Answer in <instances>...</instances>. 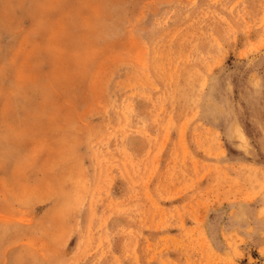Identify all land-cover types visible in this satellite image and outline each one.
Wrapping results in <instances>:
<instances>
[{"label":"rangeland","instance_id":"1","mask_svg":"<svg viewBox=\"0 0 264 264\" xmlns=\"http://www.w3.org/2000/svg\"><path fill=\"white\" fill-rule=\"evenodd\" d=\"M263 142L264 0H0V264H264Z\"/></svg>","mask_w":264,"mask_h":264},{"label":"bare ground","instance_id":"2","mask_svg":"<svg viewBox=\"0 0 264 264\" xmlns=\"http://www.w3.org/2000/svg\"><path fill=\"white\" fill-rule=\"evenodd\" d=\"M126 56H127V55H126ZM124 62H125V61H124ZM129 64H130V63H129ZM79 68H80V67H79ZM76 70H77V69H76ZM126 71H127V70H126ZM75 72H76V71H75ZM129 73H130V72H129ZM69 74H70V73H69ZM124 75H125V74H124ZM64 79H66V78H64ZM88 81H89V80H88ZM214 83H215V82H214ZM74 85H75V84H74ZM211 86H213V85H211ZM82 87H83V86H82ZM212 88H213V87H212ZM212 88H211V89H212ZM209 90H210V89H209ZM210 91H212V90H210ZM121 92H122V91H121ZM121 92H120V93H121ZM108 93H109V92H108ZM206 94L209 95L208 93H206ZM207 95H206V96H207ZM225 99H226V98H225ZM224 105H226V103H225ZM228 105H229V104H228ZM229 108H231V107H229ZM230 110H231V109H230ZM230 110H229V111H230ZM223 112H224V111H223ZM203 114H204V113H203ZM222 114H223V113H222ZM204 116H205V115H204ZM210 117H211V116H210ZM214 119H215V118H214ZM227 121H228V120H227ZM228 124H229V123H228ZM238 124H239V123H238ZM229 126H230V125H229ZM240 134H241V133H240ZM233 136H234V135H233ZM241 136H242V135H241ZM227 137H228V136H227ZM229 137H230V135H229ZM233 138H234V137H233ZM263 143H264V142H263ZM32 145H33V144H32ZM33 147H34V146H33ZM69 196H70V195H69ZM74 197H75V196H74ZM73 199H74V198H73ZM76 200H77V199H76ZM77 202H78V201H77ZM45 248H46V247H45Z\"/></svg>","mask_w":264,"mask_h":264}]
</instances>
